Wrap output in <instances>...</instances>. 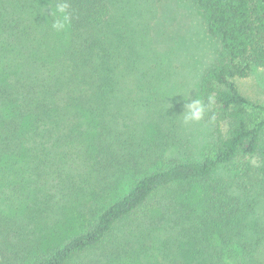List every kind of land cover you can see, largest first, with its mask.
<instances>
[{
	"label": "trees",
	"instance_id": "1",
	"mask_svg": "<svg viewBox=\"0 0 264 264\" xmlns=\"http://www.w3.org/2000/svg\"><path fill=\"white\" fill-rule=\"evenodd\" d=\"M47 1L69 29L56 58L29 1L0 0V264H69L94 250V264H261L264 223L248 217L264 198V107L235 79L264 69V0H189L219 43L198 85L201 101H214L204 120L227 122L228 135L199 159L154 168L117 99L127 65L112 0ZM23 156L34 174L48 171L35 199L76 203L78 231L46 245L33 237L11 179ZM230 163L249 183L218 173Z\"/></svg>",
	"mask_w": 264,
	"mask_h": 264
},
{
	"label": "rangeland",
	"instance_id": "2",
	"mask_svg": "<svg viewBox=\"0 0 264 264\" xmlns=\"http://www.w3.org/2000/svg\"><path fill=\"white\" fill-rule=\"evenodd\" d=\"M28 1L37 13V32L46 42L47 54L56 58L68 43L66 20L47 0ZM110 7L113 28L124 41L123 64L127 65L117 99L130 125L129 135L135 147L151 153V168L170 158L199 159L207 150L215 149L219 138L228 135V123L204 119L185 123L183 115L188 103L201 100V74L214 62L219 49L218 41L207 33L200 11L189 0H112ZM235 83L242 95L264 107V69L253 68L248 76L235 79ZM55 153L52 148L47 156L54 157ZM30 164L29 156L19 157L11 165L15 171L11 179L25 192L22 197L26 200L27 222L35 230L33 237L46 245L54 241L53 237L58 239L78 231L80 217L73 206L76 203L63 204L60 200L51 204L46 199H35L48 171L38 176ZM218 173L226 178L233 176L235 183H249V177L236 163L222 166ZM64 177L63 173L61 178ZM193 197L197 195L194 193ZM153 215L151 218L158 219L162 213L155 211ZM130 220L128 223L138 222L137 217ZM248 220L264 223V198L255 201ZM96 253L94 250L82 254L69 264H94ZM257 260L264 264V244L258 249Z\"/></svg>",
	"mask_w": 264,
	"mask_h": 264
},
{
	"label": "clouds",
	"instance_id": "3",
	"mask_svg": "<svg viewBox=\"0 0 264 264\" xmlns=\"http://www.w3.org/2000/svg\"><path fill=\"white\" fill-rule=\"evenodd\" d=\"M60 10L63 11L64 9L61 8ZM56 27H60V25H56ZM213 102V99L209 98L206 103L199 99H195L191 103H188L186 105V111L183 114L185 123L199 122L204 119L206 112L211 109Z\"/></svg>",
	"mask_w": 264,
	"mask_h": 264
}]
</instances>
